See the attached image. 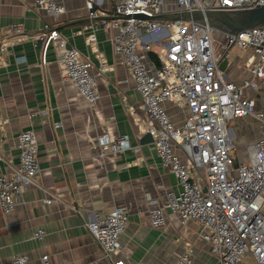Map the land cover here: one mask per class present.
<instances>
[{"label": "crops", "instance_id": "1", "mask_svg": "<svg viewBox=\"0 0 264 264\" xmlns=\"http://www.w3.org/2000/svg\"><path fill=\"white\" fill-rule=\"evenodd\" d=\"M119 1L98 0L96 15H114ZM59 2L64 11L53 15L32 0H0V173L10 176L18 165L17 135L24 129L34 131L39 158L35 184L25 187L10 213L0 210V264H14L15 255H27L23 264H42V254H48L52 264H113L84 222L88 211L104 215L117 205L127 212L115 256L123 264H169L183 253L189 254L191 264H216L194 219H181L166 209L162 225L150 222L149 208L165 202L179 184L161 165L153 140L144 138L146 112L134 78L113 50L112 19H90L85 0ZM163 11L175 12V0H165ZM14 21L23 22V32H9ZM91 22L97 24L93 42L87 39ZM46 23L59 31L64 47L53 40L43 50L37 35L46 30ZM68 47L91 62L93 73L99 66L96 53L105 58L106 67L96 75L99 97L94 105L66 75L60 58ZM225 59V77L241 84L251 76L256 53L232 47ZM146 61L155 64L148 53ZM254 79L258 86H246L244 94L264 113V79ZM164 104L171 119L180 123L186 106ZM228 126L231 154L245 161L247 146L264 135V121L247 115L230 119ZM119 134H127L129 148L101 153L98 138ZM179 154L187 162L183 152ZM49 195L56 199L43 203L41 198ZM38 228L45 230L44 236L32 238Z\"/></svg>", "mask_w": 264, "mask_h": 264}, {"label": "built area", "instance_id": "2", "mask_svg": "<svg viewBox=\"0 0 264 264\" xmlns=\"http://www.w3.org/2000/svg\"><path fill=\"white\" fill-rule=\"evenodd\" d=\"M32 1L49 14L64 11L59 0ZM97 3L98 0H85L89 18L96 16L93 7ZM164 3L165 0H120L113 8L116 17L110 23L115 30L111 38L113 50L121 55L142 98L145 129L153 138L161 165L171 170L179 184L177 191L167 193L165 202L149 208L150 222L162 225L164 212L169 209L181 219L199 223L200 237L208 241L216 264H264V135L247 146V159L238 162L231 154L233 143L228 126L230 119L247 115L264 121V113L256 111L254 99L244 94L246 86H258L255 76L264 79V26L233 34L214 30L207 22L150 18L164 12ZM175 4L176 11L239 9L264 4V0H175ZM125 15L128 17H122ZM88 27L87 39L93 42L97 24L91 22ZM45 29L37 35L43 50L53 40L65 46L57 29L47 23ZM23 30V22L9 25L12 34ZM156 45L160 47L156 50L157 62L150 65L146 55ZM232 47L256 53L249 66L251 76L241 84L226 78L218 66ZM0 50L4 51V47ZM96 58V73L75 47L65 49L60 58L66 75L90 105L99 97L96 75L106 67L101 52L96 53ZM165 101L186 106L187 113L180 123L171 119ZM17 142L18 165L10 176L0 173V210L5 214L15 208L25 187L35 184L39 171L34 131H20ZM98 142L101 153L129 148L127 134L113 138L102 135ZM55 199L53 195L41 198L46 204ZM72 208L80 213L79 208ZM86 214L84 224L101 246L102 255L113 264H123L115 256L127 224L126 209L117 205L104 215L91 211ZM44 234L45 230L38 228L31 237L39 239ZM27 259V255H15L13 263L23 264ZM40 259L42 264H52L48 254H42ZM191 262L189 254L183 253L169 264Z\"/></svg>", "mask_w": 264, "mask_h": 264}, {"label": "water", "instance_id": "3", "mask_svg": "<svg viewBox=\"0 0 264 264\" xmlns=\"http://www.w3.org/2000/svg\"><path fill=\"white\" fill-rule=\"evenodd\" d=\"M96 9V6L93 7V10ZM135 17H145L143 14H135ZM116 15H101L94 16L90 19H113ZM128 17V15L122 16ZM150 18L159 20V21H173V20H193L197 22H207L214 30L221 32H228L237 34L241 30L256 27L264 26V4H256L251 7H244L239 9H193V10H182L175 11L172 13H159ZM69 48V47H68ZM226 59H223L219 62V69L224 70ZM145 139L149 138L153 140L152 136L147 131ZM206 188L204 187L203 190Z\"/></svg>", "mask_w": 264, "mask_h": 264}, {"label": "trees", "instance_id": "4", "mask_svg": "<svg viewBox=\"0 0 264 264\" xmlns=\"http://www.w3.org/2000/svg\"><path fill=\"white\" fill-rule=\"evenodd\" d=\"M148 56L149 58L154 61L157 62V58H156V50L152 49L148 51Z\"/></svg>", "mask_w": 264, "mask_h": 264}, {"label": "rangeland", "instance_id": "5", "mask_svg": "<svg viewBox=\"0 0 264 264\" xmlns=\"http://www.w3.org/2000/svg\"><path fill=\"white\" fill-rule=\"evenodd\" d=\"M218 35H219V33L216 34V36H218ZM249 264H253V263L250 261Z\"/></svg>", "mask_w": 264, "mask_h": 264}]
</instances>
